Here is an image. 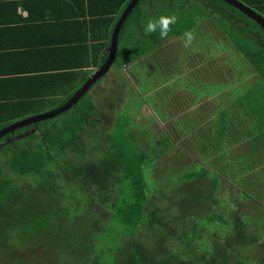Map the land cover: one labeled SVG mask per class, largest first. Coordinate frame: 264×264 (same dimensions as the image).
<instances>
[{"label": "trees", "instance_id": "obj_1", "mask_svg": "<svg viewBox=\"0 0 264 264\" xmlns=\"http://www.w3.org/2000/svg\"><path fill=\"white\" fill-rule=\"evenodd\" d=\"M130 1L100 0L85 9L84 1L70 0L76 10L69 31L77 40L86 31L78 52L86 50L87 66L106 62L113 28ZM151 1L140 0L124 20L113 63L150 55L158 60L148 79L169 81L155 105L165 108L158 110L164 126L153 135L145 131L144 146L136 144L135 126L130 129L119 116L106 144L88 147L82 133L99 112L86 92L58 115L1 136L0 264H264V231L257 230L264 227V29L222 0H208L211 13L200 4ZM239 1L264 17V2ZM162 14L176 17L167 34L145 33L143 23ZM210 17L216 30L204 24ZM186 31L192 33L187 45ZM170 47L173 67L161 68ZM80 61L74 65H84ZM190 61L198 66L195 71L178 70ZM219 64L231 69L228 76L208 69ZM181 90L191 98L173 95ZM82 100V111L67 117ZM34 106L33 113L48 110ZM24 116L0 120V129ZM57 116L62 120L54 125ZM173 148L189 159L165 172L158 191L156 171L166 160L161 154ZM168 203L173 217L164 215ZM219 205L229 212L214 209ZM70 206L72 216L64 224L61 215Z\"/></svg>", "mask_w": 264, "mask_h": 264}, {"label": "crops", "instance_id": "obj_2", "mask_svg": "<svg viewBox=\"0 0 264 264\" xmlns=\"http://www.w3.org/2000/svg\"><path fill=\"white\" fill-rule=\"evenodd\" d=\"M76 1H84L86 9L88 3L97 5L100 0ZM75 10L70 0H0V120L25 114L16 120L20 121L54 110L82 82L81 88L87 71H91L89 77L96 71L86 65V50L78 52L85 45L86 31L78 40L69 31L73 28L70 14ZM78 57L84 65H74ZM32 106L48 110L33 113Z\"/></svg>", "mask_w": 264, "mask_h": 264}, {"label": "rangeland", "instance_id": "obj_3", "mask_svg": "<svg viewBox=\"0 0 264 264\" xmlns=\"http://www.w3.org/2000/svg\"><path fill=\"white\" fill-rule=\"evenodd\" d=\"M178 3H181L183 7H189L191 8L193 5L200 4L201 7H203L202 11L207 9V5L209 3L208 0H204L202 2H196L194 0H179ZM179 7V4H178ZM208 12L211 13L210 9H207ZM220 11L215 13L217 15L219 14ZM176 17L180 15V9L177 11V14L175 13ZM218 19L219 16H216ZM207 18V17H205ZM212 18V17H210ZM213 19V18H212ZM216 19L209 20L207 21L208 23H204L206 27L213 28L216 30V27H219L216 25ZM216 26V27H215ZM214 47V45H213ZM171 52V47L166 49V52L162 55L163 59L160 61L161 68H169L170 66L173 67L174 59L175 57L169 53ZM158 60H154V57L152 55L147 56L146 58L140 59L139 61H133L131 63L125 64V65H118L116 63H113L111 65V69L109 72L101 79L100 85L99 82L93 86L94 89L90 90L88 89V96L92 98V101L95 102V106L98 110L97 116L93 115V113H88L89 116H95L94 118V123L95 124H88L86 126L87 131L82 133L83 140L85 143H89L87 146L91 147V145H94L96 147H101V145H105L106 143V138L111 132V129L109 127H113V124H115V121L119 116L125 117L127 121L129 122V128H133L134 126V131L136 133L135 137L137 140L136 144H143L144 146H148V143L146 141V136H149L148 133L153 135V132L155 131L156 128L163 127L165 124V120L162 119L163 117L159 113V109L163 110L165 109L164 106H155L159 101L160 98L165 96V92L161 91L163 88L164 84H167L169 81L164 80L163 82L159 79H156L155 82H150L148 79V75L150 74V69L154 70L153 68H156L157 66L155 65V62ZM192 62L190 61V64L186 65L185 69L184 67H179L178 70L182 72L184 71H195V69L198 67L196 64H191ZM211 70L212 73H217L221 74L222 76H228L231 72V69L224 66V64H219L216 66L211 65V67L208 68ZM182 73H186V72ZM252 75H249L247 77H250ZM152 84V87L154 88H149ZM102 84V85H101ZM91 91V92H90ZM179 94V95H177ZM173 94L179 97V99L182 101L183 99L189 98L190 97V92H187L186 90L179 91V93ZM167 95V94H166ZM191 98V97H190ZM187 100V99H186ZM83 100L79 102V108L80 109H74L72 112L68 115L67 117L72 116V113L76 112H81L82 111V106L85 105L82 104ZM87 103V102H86ZM186 103L184 100L182 102ZM85 107V106H84ZM166 107V106H165ZM58 118V119H57ZM55 121H52L54 125H58L56 123L58 120H62L60 116H57L54 118ZM51 122H49L48 126H50ZM165 128V127H164ZM145 131H148L146 133ZM36 132L40 134V130L37 129ZM96 132L98 133V137L96 136ZM21 134H17L18 136H21L25 134V132H20ZM99 143V144H98ZM142 145V146H143ZM178 150V151H175ZM183 151L182 149H177L173 148L172 150H168L167 152H164L161 154L162 159L166 158L164 163L162 162L156 171L155 175V182L156 186L155 188H158V191L160 189H163V184L161 182L164 174L166 171H171L173 170V166H179L183 163H185L186 160L189 159L188 156L186 157H181V152ZM185 151V150H184ZM172 157H165L169 154ZM192 156V154H191ZM195 156V155H194ZM196 157V156H195ZM199 162H202V160L198 159ZM177 169V168H176ZM181 169V168H179ZM9 172V171H8ZM152 176V174H150ZM13 182L21 184L20 178L15 177L13 179ZM151 182V181H150ZM28 188V186H26ZM168 189V187H166ZM223 191V190H221ZM220 191V192H221ZM220 192H216L215 194L219 197H221ZM172 198V197H170ZM174 205L176 206V202L174 199H172ZM171 205L168 203L169 209L164 213L165 216L166 214L169 213V217H173V212L171 210ZM167 209V208H166ZM218 212H223L227 214L229 210L225 206H215V208ZM62 210V209H61ZM71 206L65 210H63L66 214H62V220H64V224H67L69 217L71 218L72 213H71ZM111 216V214H109ZM263 217V216H262ZM264 222V217L262 218ZM166 222V220L164 221ZM113 224L116 226L117 222L114 220ZM258 231L262 233L264 231V227L259 225L257 227ZM107 233H104L103 235L106 236ZM24 235V234H22ZM21 240V238H20ZM264 238H262L261 241H263ZM15 241V239H14ZM98 240L94 242V244H97ZM99 243L103 244L102 240H99ZM96 247V245L93 246V249ZM83 258V257H82ZM63 264H73L71 261H64ZM85 264H89V261Z\"/></svg>", "mask_w": 264, "mask_h": 264}, {"label": "water", "instance_id": "obj_4", "mask_svg": "<svg viewBox=\"0 0 264 264\" xmlns=\"http://www.w3.org/2000/svg\"><path fill=\"white\" fill-rule=\"evenodd\" d=\"M140 0H131L122 15L117 20L110 39V44L108 47V57L106 62L101 65L99 68L96 69V71L90 76L86 82L81 86L80 89H78L75 94L68 99L63 105L55 108L54 110H50L48 112H44L38 115L30 116L28 118L22 119L20 121H16L0 130V137L6 134L7 132L16 129L18 127L24 126L26 124L36 122L39 120H43L49 117H53L55 115H58L59 113L67 110L70 108L78 99L88 91V89L91 87V85L100 77L102 76L106 71L109 70L111 65L113 64L116 54H117V47H118V36L119 31L121 29V26L124 22V20L128 17L130 12L134 9V7L138 4ZM228 5L235 7L239 11H241L243 14L248 16L251 19H254L260 26L264 29V17L254 11L252 8L244 5L239 0H222Z\"/></svg>", "mask_w": 264, "mask_h": 264}, {"label": "clouds", "instance_id": "obj_5", "mask_svg": "<svg viewBox=\"0 0 264 264\" xmlns=\"http://www.w3.org/2000/svg\"><path fill=\"white\" fill-rule=\"evenodd\" d=\"M176 21V17L174 15H159L156 17H149L143 23V31L145 33H155L158 32L161 37L165 36L169 31V25L174 24ZM183 40L185 45L191 42L192 33L190 31H186L183 34Z\"/></svg>", "mask_w": 264, "mask_h": 264}]
</instances>
